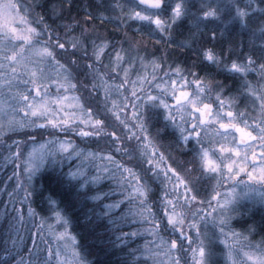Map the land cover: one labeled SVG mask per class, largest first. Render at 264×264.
<instances>
[{
	"label": "trees",
	"instance_id": "obj_1",
	"mask_svg": "<svg viewBox=\"0 0 264 264\" xmlns=\"http://www.w3.org/2000/svg\"><path fill=\"white\" fill-rule=\"evenodd\" d=\"M26 2L34 5L31 9V18L35 20L44 17L47 24L55 27L57 34H63L62 25H75L86 18V13H92L97 17L92 22L95 26L93 39L100 36L105 38V43L116 44L118 48L122 46L124 49L131 46L133 49V59L128 64L130 65L127 71L128 83H125V72L123 71L127 62H122L121 67L117 68L115 52H108L102 58L104 67L101 78L93 80L91 74H88L86 78L83 73L77 77V73L72 72V78L66 82L69 85H76L75 89L70 88L69 91L79 98L86 112L88 106L96 109V105L99 104L97 111L101 115H94V119L107 114L105 113L106 88L111 89L107 101L109 105L107 112L110 113L111 103L115 101L119 104L124 96L131 95L133 89L137 92L144 89V92L158 95L160 91L154 89L153 86L157 81L165 79V72L169 73L171 79H178L172 75V70L169 67L173 64L184 69L199 71L201 79L206 84L211 82L224 84L226 87L222 99L224 103L234 104L232 107L227 106L225 112L242 113V111L251 110L254 113L259 109L262 111L261 107H258V103L261 101L256 96L250 95L248 90L243 87L245 82L257 86V95L261 90H264V79H261L259 71L260 65L264 64V37H262L264 13L258 10L264 9V3H261V0H252L251 8L248 9L251 18L246 20L233 19L235 11L227 9L223 10L221 19L204 20L203 12L198 11L204 5L210 4L216 8L217 5L231 4L232 0H186L190 12L186 18L177 22L174 31L171 32L175 43H170L169 37L162 36L155 30L154 25L150 26L146 21L130 18V13L136 3L133 0H71V5L69 0H26ZM177 2L179 0H169L173 6ZM248 3L249 0H239L241 9ZM170 15L169 11L164 15V18L168 19ZM197 17L203 20L198 26L196 24ZM101 18H103V22ZM80 31L81 29H77L73 34L79 36ZM193 34L196 38L194 46L196 49L214 48L217 53L223 49L225 55L231 49L233 60L239 58V62L243 63L248 57H251L256 63L246 75L233 76L212 65H208L202 71L200 57L196 55L195 50L178 46ZM125 38L129 42L122 44ZM44 39L46 37H41V40ZM69 50L71 51V49ZM88 55L92 56L91 48L88 50ZM137 56L139 59H136ZM141 60L142 62H155L156 65H160L163 61V71L157 67L159 78L156 75L155 82L143 86L135 82V78L141 72L139 65ZM110 61L111 68L108 67ZM91 62L81 61L82 64ZM61 63L64 61L61 60ZM194 65L196 66L194 67ZM48 66L56 65L53 61ZM41 68L44 72L45 65L41 64ZM3 71L11 78L10 69L7 66ZM17 73L15 78H11L12 94L17 92L27 94L28 89H33L32 96H34L35 86H45L41 83V78L36 80L35 84L25 83L33 78L24 68L17 66ZM3 83L4 81L0 80V85ZM121 84H124V88H119ZM93 85L96 86L95 91H93ZM45 88L48 87L45 86ZM125 88L127 91L124 90ZM187 88L194 90L195 85ZM3 92L8 94L9 89L4 87ZM220 92L219 89H212L209 93L201 94V96L207 99L206 103L211 104L212 108H219L216 96ZM141 96L143 98V93ZM165 98L170 103L168 97ZM140 111L144 113L142 119L146 120L148 134L152 137L158 150L164 153L165 161L161 164V168L171 165L177 169L181 176H187V169L192 167L189 162L196 155L191 149L198 148L199 145L194 138L188 144H184L178 139L180 137L179 126L184 125L182 120L178 119L179 113L173 114L175 123L177 122V127L173 129L172 123L165 120L163 110L153 107L151 102H148L147 105L141 104ZM125 118L128 120L129 127L121 125L117 132L127 143L128 137L131 135L130 128L136 125L133 129L138 131L139 125L132 119L131 108L127 110ZM190 119H192V115H190ZM237 121L240 122L238 117ZM166 122L169 124L167 130L169 134L157 137V131L162 132ZM248 123L257 124L249 121ZM40 124L35 123L15 130H0V264H54V256L50 255L52 253L51 238L47 234L46 227L57 220L55 211H59L66 221V223L58 221V227L55 230L61 231L66 227L67 233L74 239V247L82 264H150L153 250L146 244L147 237L138 235L137 230L142 227V223H135L134 219H139V217L146 219L152 216L154 224L151 225L154 228L155 223L161 222V218L164 217L163 223L166 225L167 219L164 213L166 208H171L167 201L171 200L175 203L177 195L183 193V188L173 191L174 179L171 182L166 180L162 171L159 177H153L152 173H144L141 167H135L134 160H130L128 156L121 155L112 149L111 139L107 136L103 138L81 136L82 130L78 133L66 132L60 128H53L51 124L40 129L37 127ZM184 127L190 129L191 125L185 123ZM173 130H175V137L171 135ZM112 131L111 127L105 128L106 133ZM32 137H35V143ZM57 140L70 141L82 151L92 152L99 157L109 155L113 157L111 161L99 168L91 167L95 164L91 163L85 171L83 169L84 176L82 178L91 181L92 178L99 177L97 181L90 184V190L82 185H77L74 180L69 183L68 174L77 171V161H69L60 155L46 158L44 164L35 171L29 181L28 172L23 162L30 145ZM18 143L19 149L17 148ZM205 144L208 146V143ZM18 150L23 153L20 159H16L14 156ZM139 155L138 152L137 156ZM140 159L142 167L147 168L145 158L140 157ZM121 164L132 168L135 176L143 177L141 182L143 187L137 184L135 176L130 177L122 169L118 170V166ZM197 166L199 165L197 164ZM153 170L155 171V169ZM149 177L152 178L149 179ZM207 182L208 180L204 181L203 186H207ZM134 185L140 187L143 192H147L142 200L133 197L131 191ZM26 190L34 192L35 195L25 199ZM166 192L168 193L167 200L165 199ZM49 197L52 198L51 203ZM94 197H99V199H94ZM199 201L204 200L197 197L196 208L189 205L183 209L178 207V209L190 216L198 209L208 208L207 203L201 205L198 203ZM180 203H183L182 195ZM116 205H118L117 208ZM233 208L235 211L231 213L230 229L247 237L251 245H261L264 242V206L253 200L245 199L237 202ZM157 230L165 243L176 239V236L172 235L171 226H167L166 229L157 228ZM207 245H209L207 251L210 253L207 258L208 264H224L221 248H218L215 242ZM171 256L174 260L178 258L180 264L193 263V253L189 250L187 241L184 242L182 249L172 250Z\"/></svg>",
	"mask_w": 264,
	"mask_h": 264
},
{
	"label": "snow or ice",
	"instance_id": "obj_2",
	"mask_svg": "<svg viewBox=\"0 0 264 264\" xmlns=\"http://www.w3.org/2000/svg\"><path fill=\"white\" fill-rule=\"evenodd\" d=\"M261 3H264V0H261ZM69 4L71 5V0H69ZM251 4L252 0H249V3L241 9L239 0H232L231 4H224L223 6L217 5L216 8H213L210 4L204 5L198 11L203 12L204 20L221 19L224 9L235 11L233 19L246 20L251 18L248 12V9L251 8ZM35 6L38 7L39 5ZM117 6L119 7V5ZM33 7L34 5L27 3L26 0H0V80L4 81V83L0 85V129L8 127L10 130H15L18 125L24 127L25 125L22 122H17L15 120L16 115L20 112H24L25 117L29 115L32 117L51 115L53 117L48 120L47 124L37 125L40 129L46 128L48 124H51L53 128L67 130L68 126L73 123V120L71 118L55 119L54 111L50 107L53 102L45 99L47 90L44 89L42 85L34 88L35 96H32L33 89H28L27 94L20 92L15 94L11 93V88L13 86L11 78H15L18 75L17 66L24 68L33 78L32 80L25 81V83L31 82L35 84L36 80L43 76L41 64H51L53 61L65 74V82L72 78V72H76L77 77L79 74L83 73L86 78L88 74H91L93 80H96L101 78L102 69L104 67L102 58L108 52H115L116 67L120 68L122 62L130 63L132 61L133 49L131 46L128 49H124L122 46L118 48L116 44L105 43V38L100 36H96L95 39H93L92 36L95 32V26L92 22L97 19V17L92 13H86V18L75 25H62L64 31L63 34L60 35L57 34L53 25L46 23L44 17H39L35 20L31 18V9H33ZM258 10L264 13V9ZM169 11L171 15L168 19H165L164 15ZM189 12L190 9L186 0H179L174 6L169 3V0H136L135 6L130 13V18L138 21H146L150 26L154 25L156 31L162 36L167 35L170 43H175V40L171 36V32L174 31L177 22L186 18ZM57 19H59V16H57ZM101 20L103 22V18H101ZM201 22H203V20L197 17V26ZM34 24L35 26H33ZM77 29H81L79 36L73 34ZM41 37H46V39L41 40ZM262 37H264V33H262ZM52 41H55V43H52ZM128 42V39L125 38L122 44H127ZM195 44L196 38L195 34H193L178 46L195 50L196 55L200 57L202 71L208 65H212L216 66L218 70L231 73L233 76L237 74L246 75L256 63L251 57H248L243 63L239 62V58L233 60L231 49H229L227 55H225L223 49L217 53L214 48L201 47L196 49L194 48ZM37 45H39V47H37ZM89 48L92 49V56L88 55ZM69 49H71V51ZM73 57L76 59H72ZM93 57H95V59H93ZM136 59H139V57L137 56ZM61 60H63L64 63H61ZM81 61L92 62L82 64ZM153 63L155 64V62ZM28 64H32V67L28 68ZM162 64L163 61H161L160 65L155 66L160 67L161 71H163ZM96 65H99V67H96ZM5 66L10 69L11 78L5 75L3 71ZM111 66L112 63L110 61L108 67L111 68ZM195 66L196 65H194V67ZM169 67L172 70V75L178 77V79H171L169 73H164V77L170 79L175 106L182 107L187 104L191 106L193 113H199L198 117H193L197 122L192 123L190 129L180 128V137L178 138L184 144H188L191 139L194 138L199 145L198 148L191 149L196 155L193 157L192 161L189 162L192 164V167L187 169V176H181L177 169L173 168L171 165H167L166 168H161V164L165 161L164 153L158 150L157 145L148 134L149 130L146 126V120L142 119L144 113L140 111L141 104L147 105L148 102H151V105L157 109L160 107L169 109V115L165 117V120L171 122L173 129H175L177 125L171 113V106L167 103L165 98L168 87L160 88V93L158 95H152L151 92H144V89H140L139 92L133 89L131 95L124 96L119 104L115 101L111 103V116L104 114L98 119H94L93 117L94 115H101L97 111L99 104L96 105V109L92 106L87 107V119H85L84 106H80L81 123L90 125L92 129V131H81V136L109 137L111 139L112 149L121 155L128 156L130 160H134L135 167H141L144 173H152L153 177H159L162 171L166 180L171 182L174 179L173 191H176L177 188H183V193L177 195L175 203L171 200L167 201V203L171 205V208H166L164 213V216L167 218V224L165 225L163 223L164 217L161 218V222L155 223L156 228L166 229L167 226H171L173 229L172 235L176 236V239L167 242L168 253L165 254L166 256L170 254L172 250L182 249L185 241L188 242L189 250H192L191 245L194 242L190 234L192 230L196 231L198 237L201 235V223L198 221H204L211 213L201 208L188 216L185 215L182 210H178V207L183 209L190 205L192 208H196L197 196L200 194V188L203 187V182L207 179H213L219 176L220 179L217 186L222 187L223 180L226 177L228 181L234 182L233 191L234 186L240 183H244V187L249 191H256L254 185L259 184L261 189L260 199L264 201V90H261L259 95H257V86L249 82L243 84V87L248 90L250 95L256 96V98L261 101L262 119L253 126L248 123V117L244 113L227 111L221 114L219 111L214 112L212 105L209 103H203L202 108L197 106L202 103L201 94H207L211 89H219L221 92L216 96V101L219 102V107L223 109L225 103L222 96L224 95V89L226 87L224 84L220 82L206 84L205 81L201 79L199 71L184 69L175 64ZM259 71L261 73V79H264V64L260 65ZM108 75L110 76V73ZM152 80L155 82L157 77L153 75ZM125 83H128L127 72H125ZM191 85H195V92L184 90ZM156 86L159 87V84ZM4 87L9 89L8 94L3 92ZM69 87L75 89L76 85L70 84ZM177 87L180 89L178 95L176 94ZM119 88H124V84H121ZM95 90L96 86L93 85V91ZM110 90V88L105 89V113L109 110L107 101ZM124 90L127 91L126 88ZM141 93H143V98ZM64 99H67V97ZM72 99L79 98L73 97ZM60 100L61 98L57 97L55 102L59 103ZM21 105H23V107H21ZM129 108H131L132 111V119L137 122L139 127L138 131L131 132V135L128 137V142L125 143L121 136L118 135L117 129H120L121 125L124 127L128 126V120L125 117L127 116V110ZM113 116L115 118L114 120L112 118ZM213 116H215V122L219 123V129L223 130V132L217 130L218 136H223L226 140L227 136L232 135L233 132L239 134L238 141L235 135H232L231 147H225L221 144L218 156L214 149L204 145L201 138V130L212 122L210 118ZM237 116L240 117V122H235ZM225 119L227 122H224ZM32 123H35V121ZM240 123H243L244 126L241 127ZM107 127L113 128V131L106 133L105 128ZM133 127H136V125H133ZM168 127L169 124L166 122L163 131H157L156 136L168 135ZM249 128H252V131H249ZM254 131L256 135H253ZM171 135L175 137V130H173ZM32 140L35 143V137H32ZM132 141H135V143H132ZM55 143H60V148L57 151L63 152H68V146L71 145L70 141H49L47 146L41 145L40 150L34 148L33 152L29 154L28 159L24 162V166L28 171L29 181L37 170L35 160L37 158H42L44 155H52L53 153L49 151V149H51ZM17 148L19 149V143L17 144ZM72 151L74 152L75 149L73 148ZM138 152L140 154L139 156H137ZM14 156L16 159H20L23 153L18 150ZM69 156H71V153H69ZM140 157L145 158L148 165L147 168L142 167ZM107 158L109 160L113 159L111 155ZM197 164L199 166H197ZM18 167H20V165H18ZM119 169H122L123 172H127L130 177L135 176L132 168L125 167L121 164L118 166V170ZM153 169H155V171ZM242 173L248 176V181L251 183L242 180ZM68 175L69 183H72L74 180L77 185H82L89 190L90 184L99 179V177H94L90 181L87 178H82L80 172H70ZM151 178L152 177H149V179ZM135 179L137 184L143 187L141 183L143 177L135 176ZM140 187L136 189L137 194L146 196L147 192H141ZM33 195H35L34 192L25 191V199ZM181 195L183 197L182 204L180 203ZM167 196L168 193L166 192V200ZM48 199L51 203L52 198L49 197ZM94 199H99V197H94ZM213 201H215V206H213ZM198 203L201 205L207 203V205L211 207L212 213L219 211L221 216H224L226 212L235 211V209L231 207L233 200L223 198L222 202V197L219 192L213 195L212 200H208L207 202L199 201ZM55 217L57 221L66 223L63 215L59 211H55ZM227 221L228 218L225 216V218L220 221L219 228L220 235L224 238L223 243L228 248V259L231 260L233 252L237 247V243L234 242L239 241L241 234L225 231ZM59 238H63V234ZM243 239L247 240V237H243ZM211 243L212 241H210V244ZM208 247L209 245H205L204 241L201 240L197 249L194 250L199 254V264H207V258L210 255L207 251ZM247 247L255 248V251L244 252V256L247 259L243 264H248V261H251L252 264H264V242L258 246L249 243ZM50 255L55 254L50 253ZM172 264H180L179 259L177 258L172 261ZM233 264H236V262L233 261Z\"/></svg>",
	"mask_w": 264,
	"mask_h": 264
},
{
	"label": "rangeland",
	"instance_id": "obj_3",
	"mask_svg": "<svg viewBox=\"0 0 264 264\" xmlns=\"http://www.w3.org/2000/svg\"><path fill=\"white\" fill-rule=\"evenodd\" d=\"M128 64L129 63L127 62V64H125V67H123L124 72L128 71V66H130ZM44 65H45V71L43 72V76L40 77L42 79L41 83L48 87L46 89L45 86H43V88L47 90V96L45 97V99L53 102L50 107L54 111L55 119L60 120L61 118H64V119L71 118L73 120V123L70 126H68L67 130H63V131L75 132V133H78L81 130L82 131L83 130L92 131L90 125L86 123H81L80 106L82 104L79 99H72L73 97H76V98L78 97L69 91L70 87H69V84L65 82V74L63 73V71L59 69L57 66H54V67L48 66V63H44ZM139 65H140L141 72L138 73V76L135 78V82H138L139 84L143 86L144 84L153 82L152 80L153 75L155 76L157 75V77L159 78L157 67L155 66L156 64L152 62H142L141 60L139 62ZM27 67L31 68L32 64H28ZM122 76L124 77V74ZM157 84H159V87L156 86ZM164 87H168V92L166 93V97H168V99L170 100V103L168 102L167 103L171 106L172 116L175 112H178L180 115L178 119L180 121L182 120L184 125L185 123L190 124V125H192V123H196L197 121L194 120L193 117L194 116L198 117L199 113H193L190 105L185 104L182 107L175 106L174 104L175 99L173 98L170 79L165 78L163 80L157 81L153 86L154 89L159 90V91H160V88H164ZM184 90L189 91V92L196 91V89L189 90L187 87ZM50 91H53V92H50ZM179 91L180 89L177 88V92H176L177 95L179 94ZM59 92H62V93H59ZM34 96H35V91H34ZM57 97L61 98L59 103L55 102ZM65 97H67V99H64ZM201 99H202V103L197 105L199 107L203 106V103H206V100H207L204 96ZM260 104L261 102L258 103V107H260ZM229 105L230 107H232L234 104L231 102H225V107L223 109H221L220 107L219 108L213 107V111L214 112L219 111L221 112V114H223L225 113V108H227V106ZM21 107H23V105H21ZM160 108L163 110L164 118L167 117L169 115V109H164L163 107H160ZM259 110L255 111L254 113H252L251 110H245V111H242V113L247 115L249 122L257 123L258 121L262 119V115H261L262 111H259ZM84 112H85V119H87L85 109H84ZM107 114L109 116L110 114L112 115L111 110H110V113L107 112ZM190 115H192V119H190ZM237 117L238 119H240L239 116ZM52 118L53 117L51 115L39 116V117H32L29 115L28 117H25L24 112H20L18 115L15 116V120L17 122H22L25 126L33 125L35 123L47 124L48 120ZM210 119L212 122H210L206 127L203 128V130H201V138L203 142L208 143V146L204 143L205 146L214 149L216 151V155L218 156L219 147L221 146V144H223L225 147L232 146V143H231L232 135H235V133L233 132L232 135H228L227 139L225 140L223 136L217 135V130H219L220 132H223V130L219 129V123L215 122V116L211 117ZM33 121H35V123H32ZM224 122H227V120L225 119ZM235 122H238V121L236 120ZM184 125L179 126V128H185ZM250 125L254 126L255 124L250 123ZM240 126L243 127L244 125L240 124ZM20 128L22 127L18 125L15 129H20ZM130 129H131V132H136L133 129V127H131ZM8 130H10L8 127H4L1 131H8ZM248 130L252 131V128H249ZM253 135H256L255 131L253 132ZM235 137H236V140L238 141L239 138L237 139V135ZM57 141L64 142L65 140H57ZM48 142H43V143L41 142V143L30 145L29 151L25 155L24 162L28 159L29 154L33 152L34 148L37 150H40L41 145L47 146ZM59 148H60V143H55L54 146L51 149H49V151L53 153L52 155H44L42 158H37L35 160V163L37 165V170L40 168V166L44 164L46 158H48L49 156H56V155L66 157L69 161L76 160L77 161L76 165H78V169L76 172H80L81 177L84 176L83 169L85 171V169L90 167L91 163L92 164L95 163L91 167L99 168L102 165L111 161L107 158L108 156L99 157V156H96L92 152L82 151L80 148H77L74 143H71V145L68 146V152L57 151ZM73 148L75 149L74 152L72 151ZM69 153H71V156H69ZM26 171H27V168H26ZM225 172H226V169H225ZM206 175H211V174H206ZM241 177L244 182L251 183L250 181H248V176L246 174L242 173ZM219 179H220L219 176H216L213 179H207L208 180L207 186H203V188H200V194L197 197L207 202L208 200H212V197L213 195L216 194V192H219L222 197V202H223V198H228V199L233 200V204L231 205V207H234L237 202L241 200H245V199L253 200L264 206V201H261L260 199L261 189H260L259 184L254 185V188L256 189V191H249L248 189L244 187V183L235 185L234 191H233L234 182L228 181L227 178L225 177V179L223 180V186L218 187L217 183ZM137 188L138 187L134 185L131 193L133 197L137 198L138 200H142L144 195H138L136 192ZM140 191L143 192L141 188H140ZM213 206H215V201H213ZM117 207L118 205H116V208ZM205 211L211 214L208 215L204 221L202 222L198 221L201 223V228H200L201 235L198 237L195 230H192L190 233L194 241L191 245V249H192L191 252L193 253V263L192 264H199V259H200L199 254L198 252L194 250L197 249L198 244L201 240L204 241L205 245L209 244L210 241H212V243L215 242L216 246L218 248H221V250L223 251L224 264H233V261H235L236 264H243V262L246 261L247 259L244 256V252L255 251V249L247 247L249 242L248 240L243 239V237L245 236L241 235V238L239 239V241L234 242V243H237V247L235 248V251L233 252V255H232V259L230 260L228 259V256H227L228 248L223 243V239H224L223 236L220 235V228H219L220 221L224 219L225 216L228 218L227 224L225 225V231L236 232L230 229L229 227V222H230L232 211L226 212L224 216H221L219 211L216 213H212V209L209 206L207 209H205ZM151 217L152 216H149L146 219H143L141 217H139V219H134L135 223H139V224L142 223V227L137 230L138 235L147 237L146 244L150 246L151 250H153V256L151 257L150 264H172V261H174V259H172L171 253L168 254L167 256L165 255L166 253H168V244L165 243L163 238L158 234L157 228L155 227L153 228V225H151L152 223L154 224V221L153 219H151ZM58 223L59 222L55 220L53 223L49 224L46 227L47 234L51 238L50 242L52 246V253L55 254L53 255L54 264H82L79 260V257L74 247V239L71 235L67 233L66 227H64V229L61 231L55 230L58 227L57 226ZM62 234H63V238H59L61 237ZM207 264H208V261H207ZM248 264H252V262L248 261Z\"/></svg>",
	"mask_w": 264,
	"mask_h": 264
},
{
	"label": "flooded vegetation",
	"instance_id": "obj_4",
	"mask_svg": "<svg viewBox=\"0 0 264 264\" xmlns=\"http://www.w3.org/2000/svg\"><path fill=\"white\" fill-rule=\"evenodd\" d=\"M236 135H237V139L239 138V134L238 133H236Z\"/></svg>",
	"mask_w": 264,
	"mask_h": 264
},
{
	"label": "water",
	"instance_id": "obj_5",
	"mask_svg": "<svg viewBox=\"0 0 264 264\" xmlns=\"http://www.w3.org/2000/svg\"><path fill=\"white\" fill-rule=\"evenodd\" d=\"M134 2H136V0H133Z\"/></svg>",
	"mask_w": 264,
	"mask_h": 264
}]
</instances>
